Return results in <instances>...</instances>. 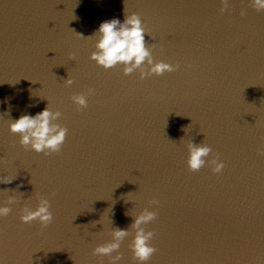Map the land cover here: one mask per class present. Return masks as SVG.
<instances>
[{
  "label": "water",
  "instance_id": "water-1",
  "mask_svg": "<svg viewBox=\"0 0 264 264\" xmlns=\"http://www.w3.org/2000/svg\"><path fill=\"white\" fill-rule=\"evenodd\" d=\"M0 0V264H110L93 255L127 229L118 264H138L131 225L144 208L148 264H264V11L251 0ZM243 13V15H241ZM137 14L156 61L140 79L91 60L99 25ZM79 34V35H78ZM74 57V58H73ZM72 79L67 86L65 81ZM78 109L72 97L87 94ZM59 111L61 151L37 154L9 125ZM225 167L188 170L187 144ZM53 221L24 224L39 199ZM153 200L159 201L152 206ZM113 256L116 253L112 254Z\"/></svg>",
  "mask_w": 264,
  "mask_h": 264
},
{
  "label": "clouds",
  "instance_id": "clouds-1",
  "mask_svg": "<svg viewBox=\"0 0 264 264\" xmlns=\"http://www.w3.org/2000/svg\"><path fill=\"white\" fill-rule=\"evenodd\" d=\"M224 12L229 7V0H221ZM252 6L257 12L264 11V0H251ZM243 15V13H241ZM145 28L141 18L137 14L127 15L121 22L118 18L102 22L98 29L90 37H96V51L91 54L98 66L105 70H110L116 66L123 67L125 76H129L139 70L140 79L151 76H163L165 73H172L177 70L174 66L164 61H156L145 42ZM79 35V34H78ZM74 58V57H73ZM67 86L73 84L72 79L65 81ZM94 94L93 89H89L87 94L74 95L73 103L78 109L87 107V97ZM61 117L59 111H51L47 105L42 111L35 115L24 114L10 123L9 131L19 135V143L26 150L31 149L37 154L51 155L61 151L66 140L67 128L55 123ZM188 158L186 161L188 170L199 172L206 165L209 166L213 174L223 171L225 165L219 156L211 160L207 158L211 155L212 149L206 144H195L192 141L187 144ZM12 179L6 178L0 183H11ZM16 198H9L5 204H0V219L7 217L12 212L11 205L17 203ZM152 206H158L159 201L153 200ZM51 204L48 199L40 198L38 206L33 210L25 205L21 209L20 221L24 224H31L38 221L42 227H47L53 221V214L50 211ZM157 218V212L144 208L138 215H135L131 227L135 232L129 247L132 251L133 259L138 264H148L157 249L151 246L154 237L152 231H146L145 225L153 222ZM129 236L127 229H116L111 232V241L94 248L93 255L98 257H110V264H118L122 260L120 254L121 243ZM116 253V255H112Z\"/></svg>",
  "mask_w": 264,
  "mask_h": 264
},
{
  "label": "snow or ice",
  "instance_id": "snow-or-ice-1",
  "mask_svg": "<svg viewBox=\"0 0 264 264\" xmlns=\"http://www.w3.org/2000/svg\"><path fill=\"white\" fill-rule=\"evenodd\" d=\"M3 219V218H2ZM2 219H0V220H2Z\"/></svg>",
  "mask_w": 264,
  "mask_h": 264
}]
</instances>
